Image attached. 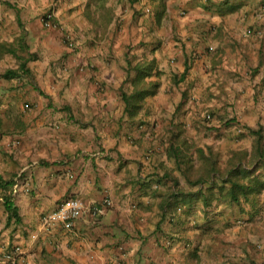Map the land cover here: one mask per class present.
<instances>
[{
  "label": "crops",
  "instance_id": "obj_1",
  "mask_svg": "<svg viewBox=\"0 0 264 264\" xmlns=\"http://www.w3.org/2000/svg\"><path fill=\"white\" fill-rule=\"evenodd\" d=\"M73 1L0 0V74L30 70L0 77V264L15 246L17 264H264V189L234 203L172 152L225 163L264 133V0ZM139 61L160 87L132 118ZM69 198L74 227L47 224Z\"/></svg>",
  "mask_w": 264,
  "mask_h": 264
},
{
  "label": "trees",
  "instance_id": "obj_2",
  "mask_svg": "<svg viewBox=\"0 0 264 264\" xmlns=\"http://www.w3.org/2000/svg\"><path fill=\"white\" fill-rule=\"evenodd\" d=\"M126 81L133 85L132 91L122 90V98L125 102V111L130 117L135 118L144 107L147 97L158 92L160 82L149 80L154 73L152 62L139 61L126 69ZM157 73V72H156ZM187 69L183 73L186 75ZM22 74H30L26 63L22 62L18 69H7L0 74L3 78L19 77ZM249 134L254 135L252 150H232L223 163L221 156L212 148H199L197 156L199 163H193L192 158L179 149H174L173 155L183 162L182 170L193 185L210 184V189L217 187L220 191L226 189L225 198L239 203L241 197L249 199L250 193L264 189V133L262 127L249 128ZM242 135V133H241ZM193 178V180H191ZM13 185V181L5 180L0 174V189L7 192ZM12 197L4 195L7 210L12 216L17 215L16 208L12 206ZM208 202V201H207Z\"/></svg>",
  "mask_w": 264,
  "mask_h": 264
},
{
  "label": "built area",
  "instance_id": "obj_3",
  "mask_svg": "<svg viewBox=\"0 0 264 264\" xmlns=\"http://www.w3.org/2000/svg\"><path fill=\"white\" fill-rule=\"evenodd\" d=\"M55 12L49 10L44 13L43 22L46 27H57L59 22L55 21ZM250 32V31H249ZM68 45L72 46L74 41L71 35L66 38ZM210 115L207 119H210ZM112 201L110 198H105L101 203L93 208L94 214L102 213L106 207L110 206ZM85 212L84 202L79 198H69L63 202L58 209L47 214L44 220L47 224L54 225L56 223L62 225L65 229H72L76 220ZM22 252L21 246L10 248L3 257L4 264H17L18 258Z\"/></svg>",
  "mask_w": 264,
  "mask_h": 264
},
{
  "label": "rangeland",
  "instance_id": "obj_4",
  "mask_svg": "<svg viewBox=\"0 0 264 264\" xmlns=\"http://www.w3.org/2000/svg\"><path fill=\"white\" fill-rule=\"evenodd\" d=\"M61 1H62V4H63V3H64V0H61ZM75 1H77V0H75ZM75 1H73V2H75ZM43 10H44L43 12L45 13V12H47V11H49V10H53V8H50V9H48V8H46V9L43 8ZM44 13H43V14H44ZM42 16H43V15H42Z\"/></svg>",
  "mask_w": 264,
  "mask_h": 264
}]
</instances>
